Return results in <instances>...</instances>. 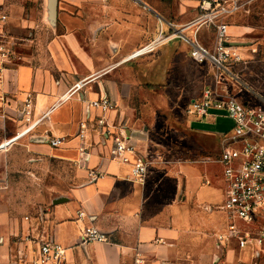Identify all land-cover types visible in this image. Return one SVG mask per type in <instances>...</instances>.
I'll return each instance as SVG.
<instances>
[{
  "label": "crops",
  "instance_id": "crops-1",
  "mask_svg": "<svg viewBox=\"0 0 264 264\" xmlns=\"http://www.w3.org/2000/svg\"><path fill=\"white\" fill-rule=\"evenodd\" d=\"M47 4L40 0L43 18L30 21L31 30L22 38L31 57L7 66L0 79V144L19 135L12 145L0 147V210H34L21 222L13 221L11 212L0 211V264H22L24 257L36 254L40 239L66 248L64 264H263L264 252L256 256L252 248H241L236 240L219 243L216 236L228 223L220 207L226 182L218 161L224 130L217 129L228 118L187 112L202 94L205 65L193 60L188 47L177 40L153 54L124 60L153 39L158 19L183 24L195 18L199 0H58L55 25L48 20ZM0 5L7 9L4 0ZM20 9L23 13L25 6ZM20 19L26 27L27 19ZM46 23L52 30H39ZM237 27L231 25L232 34L246 39L247 27ZM203 28L211 34L206 43L212 47L213 29L200 31ZM136 71L156 88H184L183 80L195 83V76L196 83L201 82L184 113L194 131L214 138L193 146L198 156L166 159L149 128L139 126L127 105ZM89 76L93 79L80 92L62 100L75 82ZM103 94L115 103L113 110L103 112L92 105ZM102 118L116 130L122 125L140 153L152 161L143 184L132 178L130 164L111 159L113 142L100 130ZM83 121L88 124L85 139L79 137ZM54 137L63 142L52 146ZM83 145L85 154L80 151ZM56 164L64 171L66 166L74 170V175H64L65 185L60 187L52 183L58 176ZM18 172L36 178L31 189L20 185L9 190ZM56 191L69 200L52 204ZM40 211L45 217L38 221ZM79 211L85 215L79 217ZM92 225L106 232L109 241L83 244V234ZM30 227L37 237L21 239Z\"/></svg>",
  "mask_w": 264,
  "mask_h": 264
},
{
  "label": "built area",
  "instance_id": "built-area-1",
  "mask_svg": "<svg viewBox=\"0 0 264 264\" xmlns=\"http://www.w3.org/2000/svg\"><path fill=\"white\" fill-rule=\"evenodd\" d=\"M246 3L241 0H199V14L195 18L183 24L160 19L155 38L132 51L124 60L153 53L162 45L179 40L189 46L193 60L209 66L211 81L204 86L201 96L191 101L187 112L200 117L219 113L232 122L231 127L220 133L218 161L226 182L224 202L220 207L225 211L228 223L225 232L216 236L219 243L236 240L241 248L250 247L259 256L264 252V96L251 93V99L243 98V86L246 84L240 79L237 69L244 58L238 46L230 43L229 18L243 10ZM8 23V13L0 5V79L4 69L16 64L20 58L17 46L23 40L12 34ZM202 27L213 29L211 48L199 39ZM118 64L111 65L110 69ZM92 79L89 76L75 82L62 100L80 92ZM26 105L31 106L30 99ZM92 105L103 112L115 108V103L107 94L93 100ZM98 122L101 132L112 138L111 159L130 164L132 178L143 184L152 162L150 158L140 153L122 125L116 130L103 118ZM87 128V122L80 123L81 139L86 138ZM18 136L0 144V147L12 145ZM62 142L63 138L50 139L52 146ZM80 151L85 154L87 146L80 147ZM78 215L83 217L85 212L79 211ZM44 217L45 213L40 211L36 218L41 221ZM107 241L108 234L92 225L85 230L82 243ZM1 243L3 239L0 238ZM38 244L36 254L31 258L24 257L22 264H64V246L50 239H40Z\"/></svg>",
  "mask_w": 264,
  "mask_h": 264
},
{
  "label": "rangeland",
  "instance_id": "rangeland-1",
  "mask_svg": "<svg viewBox=\"0 0 264 264\" xmlns=\"http://www.w3.org/2000/svg\"><path fill=\"white\" fill-rule=\"evenodd\" d=\"M241 2H247L244 9L229 18V21L231 25L238 26L237 29L239 30L244 31L246 30L245 27H247L248 35L246 39L241 40L244 36L234 33L232 34V30H230V38L233 41L238 42L237 46L238 48L240 47L239 51L244 58V61L237 69L240 79L246 84L245 87L243 86V98L251 99V93H259L264 96V0H241ZM4 3L7 8V13L10 15V24L13 28V31L11 32L18 38L28 36V33L31 30L29 25L32 23L30 21H35L36 19L39 20L40 17L41 19L43 18L40 0H4ZM22 6H25V11L23 13L20 11L22 10L20 9ZM21 15L28 21H25L27 25H25L26 27H23L22 24L19 23L21 22ZM48 26V23H46L45 27L41 25L39 30H52ZM158 26L159 19L157 21L156 35L158 32ZM210 35V32H205V29L203 28L200 31L199 39L207 45L206 42L211 41ZM155 36L153 38H155ZM19 42L20 43L17 46V54L20 58L17 59V63L23 62L24 58H29L31 57L29 55L32 54L31 48H28L27 45H23V40L22 42ZM177 42H179V40H177ZM181 43L184 44L183 42ZM186 46L188 47L189 53L190 48L188 45ZM203 65H205V67L201 66V72L205 74L206 85L210 83L211 77L209 66H206V64ZM191 74L192 70L189 72L190 76ZM135 79L133 87H129V89L127 88L130 91L129 99H131L127 105L129 106L132 115L139 123V126H147L149 128L151 136L155 141H158V146L163 149V156L166 159L190 160L194 156H198V153L196 155V152L193 150L195 144H202L204 146L207 143L214 141V138L209 134L206 135L194 131L189 126L186 119H184L186 118L184 113L189 104L188 101L196 96L195 91L202 85L201 82L196 83V76L194 78L195 83L192 82L190 78H185L183 80L186 84L184 88L176 85L161 86L157 88L149 86L142 78H140V73L138 71L135 73ZM185 81L188 82L186 83ZM219 125L220 126L217 127L218 130H227L232 126V122L230 119L222 120V123ZM55 170L57 171L58 176H56L57 179L52 181V183H55L58 187L65 185L64 183H61L64 179V175L67 177L74 175L73 168L69 166H66V171H64L62 165L56 164ZM35 179L36 178L31 174L27 175V173L19 172L14 173L9 190L16 191L20 185H23L25 190L31 189ZM22 188L23 187H21V189ZM61 194L65 195L62 191L53 192L50 202H52V198ZM0 211L11 212L12 214L10 213V217H13V221L21 222L28 219L29 216H27V214L33 213L34 210H14V212L11 210ZM29 221L30 224L35 222L31 217ZM32 230L33 228L30 227V230L21 235L22 238H20L25 241L36 238L38 234H33Z\"/></svg>",
  "mask_w": 264,
  "mask_h": 264
},
{
  "label": "water",
  "instance_id": "water-1",
  "mask_svg": "<svg viewBox=\"0 0 264 264\" xmlns=\"http://www.w3.org/2000/svg\"><path fill=\"white\" fill-rule=\"evenodd\" d=\"M57 8H58V0H48V4H47L48 20L52 25L56 24ZM230 43L235 46L238 45V42H230ZM68 200H69L68 196L61 194L52 198V204H58Z\"/></svg>",
  "mask_w": 264,
  "mask_h": 264
}]
</instances>
